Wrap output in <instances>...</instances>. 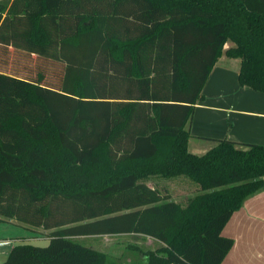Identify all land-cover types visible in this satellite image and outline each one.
<instances>
[{
  "label": "trees",
  "instance_id": "1",
  "mask_svg": "<svg viewBox=\"0 0 264 264\" xmlns=\"http://www.w3.org/2000/svg\"><path fill=\"white\" fill-rule=\"evenodd\" d=\"M221 55L264 93V0L0 2V222L49 231L1 264H110L78 238L125 235L158 243L127 246L130 263L222 264L264 146L188 152ZM179 177L198 188L183 205L145 183Z\"/></svg>",
  "mask_w": 264,
  "mask_h": 264
},
{
  "label": "crops",
  "instance_id": "2",
  "mask_svg": "<svg viewBox=\"0 0 264 264\" xmlns=\"http://www.w3.org/2000/svg\"><path fill=\"white\" fill-rule=\"evenodd\" d=\"M228 47L227 43L224 49ZM239 64V59L225 55H221L214 64L202 90L203 100L195 105L188 126L192 137L188 140L187 149L193 143V149L201 151L199 154L192 150V154L198 153L200 156L212 146L203 140L207 138L264 146V93L239 85ZM7 223L19 225L13 221ZM42 232L41 235L33 233L30 238L38 239L45 235L48 241L49 231ZM221 233L233 240L222 264H264V189L243 201ZM1 243L3 247L8 241L3 240ZM124 264L142 263L128 261Z\"/></svg>",
  "mask_w": 264,
  "mask_h": 264
},
{
  "label": "rangeland",
  "instance_id": "3",
  "mask_svg": "<svg viewBox=\"0 0 264 264\" xmlns=\"http://www.w3.org/2000/svg\"><path fill=\"white\" fill-rule=\"evenodd\" d=\"M228 45L231 46L230 42H228ZM192 150L201 154V151H199L200 149H193V143L190 144L188 152L191 153ZM198 153L196 154L198 155ZM145 183L149 186L157 188L164 194H168L173 200L178 201L182 205L187 198L194 196L198 192L196 185H193L187 179L185 180L184 177L169 180L149 179L146 180ZM33 231L37 232H32V229L24 226L0 222V243L3 240L8 241L6 246H0V264L6 259L11 246L29 244L43 247L48 244L44 234H42L44 237L38 239L30 238L33 233H40L41 235V232L43 231L42 229L41 231L33 229ZM78 239L82 242L81 244L85 246H91L101 252L108 254V256H111L110 264H123L128 262L130 259L133 260L134 258L132 252L125 251V248L129 245L139 246L142 249H154L158 246V243L150 238L135 235L92 238L84 237Z\"/></svg>",
  "mask_w": 264,
  "mask_h": 264
},
{
  "label": "built area",
  "instance_id": "4",
  "mask_svg": "<svg viewBox=\"0 0 264 264\" xmlns=\"http://www.w3.org/2000/svg\"><path fill=\"white\" fill-rule=\"evenodd\" d=\"M4 245L3 243H0V246Z\"/></svg>",
  "mask_w": 264,
  "mask_h": 264
}]
</instances>
